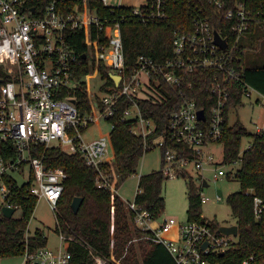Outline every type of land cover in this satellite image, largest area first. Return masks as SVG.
Here are the masks:
<instances>
[{"label": "built area", "instance_id": "built-area-1", "mask_svg": "<svg viewBox=\"0 0 264 264\" xmlns=\"http://www.w3.org/2000/svg\"><path fill=\"white\" fill-rule=\"evenodd\" d=\"M101 1L107 5L105 0ZM172 1L186 5L187 15L173 28L170 54L161 60L141 54L127 62L120 27L123 16L102 17L88 6L64 13L58 8V0H51L41 14H35L36 6L29 0H0V67L5 75L0 84L3 197L9 194L10 186L27 185L30 195L37 200L45 198L56 221L66 173L62 168L47 166L44 157L36 154V147H58L67 153H80L88 165L97 168L101 161L107 160L108 134L85 141L82 129H87L98 116L108 120L122 98L130 102L123 118L133 121L131 131L143 138L144 150L154 147L161 150V170L165 176H179V170L185 168L207 183L202 174L207 165H213L217 175L226 174L222 158L215 160L207 152V146L220 142L232 84L244 83L237 66L240 61L237 47L252 20L251 10L247 0H145L139 6L132 5L131 13L142 21L160 20ZM92 26L97 33L103 32V41L98 42V58L120 79L115 84L111 78L112 83L104 86L103 95L98 96L99 105L96 103L92 112L81 114L72 96V89L78 83L72 78L73 67L81 59L66 41L65 30L85 27L89 44ZM214 32L224 40V46L216 42ZM205 69L218 71L207 87L208 111L199 106V95L192 91L194 83L190 79L201 80L206 76L202 74ZM102 81L101 86L105 83ZM163 87L173 92L174 96L169 97L176 103L175 109L167 117L165 135L149 139L157 124L138 101L165 99ZM242 90L244 97H250L254 88L244 83ZM201 109L204 115L199 118ZM110 125L113 127V123ZM169 142L188 145L195 155H179L168 147ZM97 185L114 189L105 179L99 178ZM200 199L204 203L208 197L201 192ZM125 202L134 213V223L150 231L154 241L167 248L176 264L226 263L219 258L233 246L235 235L212 230L208 219L200 223L180 222L167 216L157 223L147 210L138 209L134 199ZM253 213L256 219L264 213L260 197L253 198ZM57 235L61 240L57 248L48 247L47 243L33 250L26 248L24 264H70L68 243L62 233ZM228 259L224 257V261ZM94 262L105 264V259L95 254ZM237 264H264V251L252 252Z\"/></svg>", "mask_w": 264, "mask_h": 264}, {"label": "trees", "instance_id": "trees-1", "mask_svg": "<svg viewBox=\"0 0 264 264\" xmlns=\"http://www.w3.org/2000/svg\"><path fill=\"white\" fill-rule=\"evenodd\" d=\"M51 0H29L36 6L35 14H41ZM61 12L84 10L85 6L96 11L102 17H121V38L127 62L138 55L161 60L171 51L173 28L183 22L187 15V6L179 2H170L165 9V16L160 20H144L132 16V5H119L113 9L101 0H58ZM252 20L243 37L239 41L237 52L240 61L237 66L242 72L244 83L250 85L264 96V0H247ZM40 10V12L38 11ZM217 29V27H216ZM91 40L88 44V31L85 27L65 30V39L77 52L81 63L73 68L72 78L78 83L72 89V96L79 113H89L99 105V98L91 92L89 86L82 82L81 77L90 72L99 73L105 83L111 84V71L98 58V42L103 41V32L91 27ZM248 51L254 53L246 56ZM86 54L84 58L83 55ZM216 69H205L206 74L201 80H193L192 91L199 95V106L208 111L206 101L207 87ZM5 80L0 67V84ZM243 82H235L231 86V94L225 109V128L220 138L223 147L221 163L223 165L238 164L226 178H234L239 182V189L227 195L226 202L237 225V234L233 246L219 260L225 264H237L245 256L254 252L264 251V213L256 219L253 213V198L260 197L264 202V131L249 132L239 119L228 122L229 110L243 103ZM163 87L166 98L160 100H139L141 109L157 126L149 139L165 135L167 117L175 109L170 100L173 92ZM194 96V95H193ZM130 105L124 98L116 105V110L107 120L113 123L108 133L109 148L112 158L103 160L98 167L88 165L80 153H67L58 147H36V154L43 156L46 165L62 168L66 173L63 181V192L58 201V212L54 230L62 233L71 254L70 264H95L94 255L100 254L105 264H176L167 248L153 239L152 233L139 228L133 221L134 213L127 208L126 202L119 196V185L136 172L143 154L144 140L134 134L131 129L133 121L123 118V111ZM89 124L87 128L90 126ZM86 128L82 129L84 131ZM243 137H250L251 142L240 151ZM168 147L176 150L179 155L194 156L195 152L185 144L169 142ZM163 159L161 161V167ZM161 167L148 173L139 174L137 191L134 201L138 209H145L152 219H158L164 212L162 185L168 178L162 173ZM103 176V177H101ZM179 176L186 180L187 187V220L204 222L201 214L202 202L200 194L203 186L202 177L179 170ZM105 179L110 187H98L97 180ZM29 186H10V192L4 198V205L19 210L10 217L0 214V258L21 256L25 249L33 250L46 245L47 238L42 229L30 232L28 224L32 218L37 198L28 192ZM75 196L82 198L77 212L71 207ZM212 230L218 231L220 223L208 219ZM228 256V261L224 257ZM223 260V261H222Z\"/></svg>", "mask_w": 264, "mask_h": 264}, {"label": "rangeland", "instance_id": "rangeland-1", "mask_svg": "<svg viewBox=\"0 0 264 264\" xmlns=\"http://www.w3.org/2000/svg\"><path fill=\"white\" fill-rule=\"evenodd\" d=\"M144 1L145 0H105V3L109 6H139ZM244 50L247 52V57L250 55V52L251 54L254 53V50L248 51V48ZM80 80L85 82L95 95H103V91L100 87L103 81L100 75L90 72L81 77ZM236 119H239L249 132L264 131V96H261V93L257 90H252L250 97L243 98L242 104L232 107L229 110L228 122L233 123ZM110 130V123L106 119L98 116L83 132V139L85 141H90L94 138L106 136ZM249 142H251L250 137H243L240 151H243ZM207 152H211L215 160H220L223 152L222 144L219 142L208 145ZM109 158H112V153L108 148L105 159ZM161 161L162 154L158 147L146 151L139 161L136 172L119 185V196L124 201L133 200L137 189L139 174L158 170L161 167ZM237 166L238 164L224 165L222 167L226 172H231V170ZM214 169L215 167L213 165H207L204 166L202 170V174L206 178L208 185L202 186L201 192L208 197V200L202 203L201 214L206 219H215L220 225H230L233 224L235 220L231 215L226 197L228 194L239 189V182L234 178H226L225 175H217ZM191 172H193V169H191ZM18 181L21 182L22 178H19ZM161 193L164 199V212L162 216L157 219V223L161 222L167 216L175 217L180 222L186 221L188 198L185 178L182 176L166 178L163 182ZM217 196L220 198L217 199ZM3 205L4 198L0 191V214L2 213L1 209ZM19 213V210L14 211V215L16 216H18ZM54 227L55 216L45 198L41 197L37 200L32 218L28 224V229L30 232H33L37 228L42 229L47 238V246L57 248L61 240H59ZM233 239L235 240L236 238ZM0 264H24V257L21 255L0 258Z\"/></svg>", "mask_w": 264, "mask_h": 264}, {"label": "water", "instance_id": "water-1", "mask_svg": "<svg viewBox=\"0 0 264 264\" xmlns=\"http://www.w3.org/2000/svg\"><path fill=\"white\" fill-rule=\"evenodd\" d=\"M215 34V39H216V42L221 44L222 46L225 45V42L224 40H222L220 38V36L218 35L217 32H214ZM111 78L114 80L115 84H118L119 83V79L120 77L116 74H111L110 75ZM204 115V111L201 109L198 111V116L199 118H202ZM207 183L205 181H203V186H206ZM82 201V198L79 197V196H75L72 201H71V207L73 209L74 212H77L79 206H80V203ZM2 215L5 216V217H10L12 216V214L14 213L15 209L9 205H3L2 206ZM218 231L219 232H222V233H225V234H233V235H236L237 234V225L236 224H230V225H220L218 227ZM203 246H205V244H203Z\"/></svg>", "mask_w": 264, "mask_h": 264}, {"label": "crops", "instance_id": "crops-1", "mask_svg": "<svg viewBox=\"0 0 264 264\" xmlns=\"http://www.w3.org/2000/svg\"><path fill=\"white\" fill-rule=\"evenodd\" d=\"M142 3V2H141ZM257 100V99H256ZM208 185V184H207Z\"/></svg>", "mask_w": 264, "mask_h": 264}]
</instances>
